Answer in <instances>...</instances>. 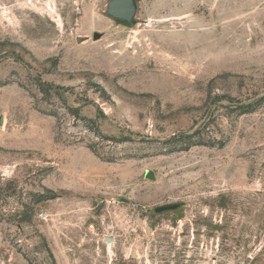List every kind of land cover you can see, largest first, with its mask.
<instances>
[{
    "label": "rangeland",
    "instance_id": "obj_1",
    "mask_svg": "<svg viewBox=\"0 0 264 264\" xmlns=\"http://www.w3.org/2000/svg\"><path fill=\"white\" fill-rule=\"evenodd\" d=\"M109 1L0 0V264H264V0Z\"/></svg>",
    "mask_w": 264,
    "mask_h": 264
},
{
    "label": "water",
    "instance_id": "obj_2",
    "mask_svg": "<svg viewBox=\"0 0 264 264\" xmlns=\"http://www.w3.org/2000/svg\"><path fill=\"white\" fill-rule=\"evenodd\" d=\"M137 13V6L135 0H110L106 5V16L127 22L130 24H135V16ZM102 35L98 33H94L93 40L98 41L101 39ZM176 206L166 207L158 209L157 212H162L165 210L175 209Z\"/></svg>",
    "mask_w": 264,
    "mask_h": 264
}]
</instances>
